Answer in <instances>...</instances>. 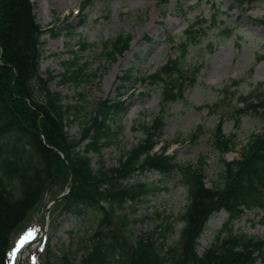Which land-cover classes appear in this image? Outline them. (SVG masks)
<instances>
[{"label": "trees", "instance_id": "16d2710c", "mask_svg": "<svg viewBox=\"0 0 264 264\" xmlns=\"http://www.w3.org/2000/svg\"><path fill=\"white\" fill-rule=\"evenodd\" d=\"M94 1L87 0L86 5ZM259 23L264 25V20ZM46 34L55 39L61 33L35 23L30 0H0V264H7L12 234L32 213L42 210L44 196L54 186L63 183L67 189L69 178L70 192L56 207L74 217L89 211L97 213L96 229L91 230L88 239L79 241L73 253L56 255L48 249L46 264H264V239L233 230V223L246 210L256 209L264 215V129L237 143L233 136L223 134L222 121L216 125L211 139L222 157L221 171L210 186L205 183L204 159L196 164H180L168 154V145L159 146L164 126L159 116L143 127L144 139L120 153L116 165L107 168L102 153L119 142L120 129L114 119L125 112V102L119 94L118 101L96 103L80 122L78 136L68 135L67 128L81 117L88 102L79 95L81 103H64V97L50 85L58 79L60 85L79 88L95 75L88 74L87 62L79 63L75 57L64 63L62 74L47 72L43 76L40 60L42 37ZM196 37L190 35V30L185 31L183 53ZM130 42L129 36H118L101 44V54L114 61L129 49ZM93 47L83 40L78 44L81 53ZM261 59L264 61V56ZM189 75L182 57L167 61L141 81L161 88L165 106L178 98L173 90ZM130 79L127 74L120 80L123 83ZM240 100L243 107L235 109L234 123L238 125L243 115L257 114L264 127V83H258ZM196 139L191 136L190 142ZM228 153L238 157L226 161L223 156ZM92 155L98 157L97 168ZM153 172L166 179L175 177L187 190V204L173 223H150L151 229L139 235L130 229L134 243L129 245L123 229L131 222L154 219L142 217L130 222L126 213L127 209L135 212L133 207L158 191L152 183L135 181ZM221 211L227 214L226 222L215 240L198 254L197 242L206 223ZM116 216L120 227L112 226ZM176 222L181 224L179 231L173 229ZM175 234L177 239L168 245Z\"/></svg>", "mask_w": 264, "mask_h": 264}, {"label": "rangeland", "instance_id": "374dc122", "mask_svg": "<svg viewBox=\"0 0 264 264\" xmlns=\"http://www.w3.org/2000/svg\"><path fill=\"white\" fill-rule=\"evenodd\" d=\"M30 1L35 23L61 33L55 39L47 34L42 37L41 74L51 72L58 76L63 73L65 62L78 57L79 63H88V74L95 75L79 88L60 85L58 79L50 85L51 90L64 97V103H81L79 95H84L88 102L81 117L67 128L68 135L78 136L80 122L96 103L118 101L119 94L125 102V112L114 119L120 129L119 142L102 153L107 168L116 165L120 153L138 145L144 139L143 127L159 116L164 124L159 146L168 145V154L180 164H196L204 159L205 183L210 186L221 171L222 157L213 148L211 139L216 125L222 121L223 134L233 136L237 143L263 132L260 115H243L238 125L232 118L235 109L243 107L241 97L258 83H264L261 59L264 25L259 23L264 20L262 0L250 4L243 0H95L90 5H86L87 0ZM187 30L197 37L183 53L181 45ZM118 36L131 37L130 47L112 61L101 54V44ZM81 40L94 47L81 53L78 49ZM182 57L190 75L174 88L173 94L178 98L162 106L161 88L149 87L141 80L157 72L167 61ZM127 74L131 79L121 83L120 79ZM191 136L197 139L190 142ZM237 157L236 153L223 156L226 161ZM91 159L97 168L98 157L92 155ZM135 181L152 183L158 186V191L133 207L135 212L127 209L130 222L142 217L154 218L151 222L148 218L147 222H131L132 225L123 229L129 245L134 243L130 229L139 235L151 229L150 223L154 226L165 221L173 223L187 204V190L175 177L166 179L153 172ZM54 187L44 196L42 210L32 213L12 234L7 264L17 263L19 251L34 242L44 225L47 227L41 245L29 253L31 264H46L48 249L56 255L75 252L79 241L88 239L87 235L96 229L97 213L89 211L81 217L62 213L56 205L63 199L51 205L48 214H43L66 191L63 183ZM117 217L112 219V226L120 227ZM226 219L224 211L209 218L197 242L198 254L215 240ZM180 228V223L173 224L175 231ZM233 230L236 234L264 239L263 213L256 209L244 211L233 223ZM177 237L173 235L167 244L171 245Z\"/></svg>", "mask_w": 264, "mask_h": 264}, {"label": "water", "instance_id": "95a60500", "mask_svg": "<svg viewBox=\"0 0 264 264\" xmlns=\"http://www.w3.org/2000/svg\"><path fill=\"white\" fill-rule=\"evenodd\" d=\"M70 189H71V179L69 178L68 183H67V189H66V191H65L60 197H57L56 199H54V200H53V201H52V202H51V203L45 208V210H44V214H45V215L48 214V211L50 210L51 205H53V204H55V203L61 201L62 199H64V197L70 192ZM45 226H46V225H44V227L42 228L41 233H40V235L37 237V239L35 240V242H34L33 244L28 245V246L26 247L25 250H30V249L32 248L33 245L36 246V245H38V243L41 242L42 237H43V235H44V233H45Z\"/></svg>", "mask_w": 264, "mask_h": 264}]
</instances>
